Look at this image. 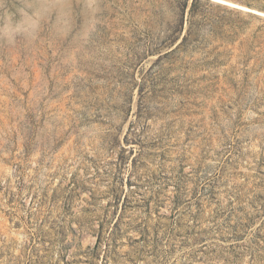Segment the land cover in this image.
<instances>
[{
    "label": "rangeland",
    "instance_id": "374dc122",
    "mask_svg": "<svg viewBox=\"0 0 264 264\" xmlns=\"http://www.w3.org/2000/svg\"><path fill=\"white\" fill-rule=\"evenodd\" d=\"M0 264H264V0H0Z\"/></svg>",
    "mask_w": 264,
    "mask_h": 264
}]
</instances>
